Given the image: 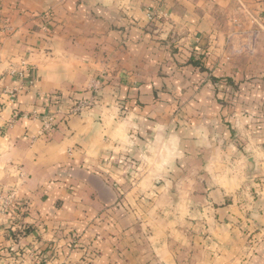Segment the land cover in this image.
<instances>
[{"label": "crops", "instance_id": "1", "mask_svg": "<svg viewBox=\"0 0 264 264\" xmlns=\"http://www.w3.org/2000/svg\"><path fill=\"white\" fill-rule=\"evenodd\" d=\"M232 16L264 0H0V264H264V31L234 56Z\"/></svg>", "mask_w": 264, "mask_h": 264}, {"label": "rangeland", "instance_id": "2", "mask_svg": "<svg viewBox=\"0 0 264 264\" xmlns=\"http://www.w3.org/2000/svg\"><path fill=\"white\" fill-rule=\"evenodd\" d=\"M239 7H240V9H242L240 5H239ZM166 18H168V14L162 10L156 11L154 14L150 13L147 15V19H149V20H152V19H154V20H165ZM237 18L238 17L235 18L232 16V18L230 19L231 24H230V30H229V37L226 40L227 44L230 45L229 49L234 51V53H233L234 56L235 55L252 56L256 51V43L258 41L260 33H262L264 31V29H261L258 26V29H253V30L249 31L248 35L241 36V35H245L246 33L244 31L240 30V24H239L240 22ZM248 19L252 23L257 22L253 16H249ZM229 56H232V55L229 53ZM196 57H198V55ZM95 82L98 83V81H95ZM98 91H99V88H98ZM98 91H97V93H98ZM91 93H92V91H91ZM96 94H93L91 97L78 99L75 102V104L73 105L71 111L74 109V107L77 105V103L80 102L81 100H89V99L94 100V97L96 96ZM88 107H90V106H88ZM88 107H86L85 109H87Z\"/></svg>", "mask_w": 264, "mask_h": 264}, {"label": "built area", "instance_id": "3", "mask_svg": "<svg viewBox=\"0 0 264 264\" xmlns=\"http://www.w3.org/2000/svg\"><path fill=\"white\" fill-rule=\"evenodd\" d=\"M99 88V84L97 82H94L92 85V93L96 94ZM93 103L92 99L89 100H81L80 102L77 103V105L74 107V109L71 111L72 114L79 113L83 111L86 107L91 106ZM53 129V122L51 119H46L43 121V131H50Z\"/></svg>", "mask_w": 264, "mask_h": 264}, {"label": "trees", "instance_id": "4", "mask_svg": "<svg viewBox=\"0 0 264 264\" xmlns=\"http://www.w3.org/2000/svg\"><path fill=\"white\" fill-rule=\"evenodd\" d=\"M192 59H194V57H191ZM191 59V60H192ZM191 63H192V61H190ZM29 231V227L28 228H26V232H28Z\"/></svg>", "mask_w": 264, "mask_h": 264}]
</instances>
